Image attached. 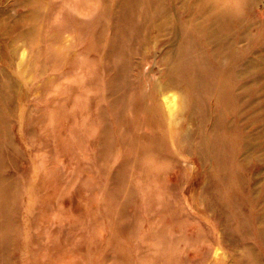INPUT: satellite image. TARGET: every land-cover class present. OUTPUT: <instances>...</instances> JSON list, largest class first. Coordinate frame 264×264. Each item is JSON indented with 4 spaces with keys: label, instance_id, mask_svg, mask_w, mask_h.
<instances>
[{
    "label": "rangeland",
    "instance_id": "374dc122",
    "mask_svg": "<svg viewBox=\"0 0 264 264\" xmlns=\"http://www.w3.org/2000/svg\"><path fill=\"white\" fill-rule=\"evenodd\" d=\"M77 1L0 0V79L9 80L13 88L0 131V184L7 185L5 194L10 197L0 264H238L247 261L251 246L264 258V238L257 237L261 225L252 219L263 213L259 207L264 202V0H161L173 22L192 25L214 22L223 12L221 6L230 10L234 47L228 56H219L222 67L217 75L231 72V85L224 92L240 116L227 113L226 121L237 119V135L253 139L256 155L231 156L227 181L215 183L221 198H216L209 176L214 164L203 162L193 147L199 140L193 122L172 133L183 136L182 146L189 152H175L165 129L164 137L155 142V154H138L135 160L141 168H128L132 160L121 159L117 147L100 154L106 144L100 140L97 117L82 113L86 104L77 65L83 58L91 61L85 47L96 42L99 77L107 73L102 62H111L107 49L117 5L116 0ZM96 31L97 37L92 36ZM215 42L201 41L200 46L209 53ZM171 50L164 36L152 29L147 32L140 51L131 56L136 91L141 86L148 92L164 74L172 64ZM253 57L259 68L257 86L250 84L249 75L234 78L231 66ZM70 58L75 63L67 67ZM218 61L214 65H220ZM175 89L190 98L185 94L188 87ZM218 89L216 85L207 115L216 114L222 94ZM98 94L95 100L113 133L111 97L104 89ZM143 114L136 120H145ZM110 140L116 142L113 135ZM255 198L261 200L255 203ZM223 202L231 214L228 231L216 215ZM160 220L166 224L163 235ZM177 237L179 242L168 243Z\"/></svg>",
    "mask_w": 264,
    "mask_h": 264
},
{
    "label": "bare ground",
    "instance_id": "6f19581e",
    "mask_svg": "<svg viewBox=\"0 0 264 264\" xmlns=\"http://www.w3.org/2000/svg\"><path fill=\"white\" fill-rule=\"evenodd\" d=\"M234 1L240 2V0ZM76 3L80 4L79 0ZM116 5L117 10L113 14L114 21L111 42L107 49V54L111 62H102V67L107 73H104V77H99L100 72L98 66L100 62L97 60L98 49L96 42H94L95 45L85 47V51L89 52L88 56L92 57L91 61L83 58L77 65L81 69V80L78 87H81V97L84 98L86 104L82 109V113L83 115L88 113L93 118L97 117L98 123H100V140L106 144L100 154L103 155L105 150L110 148V146L117 147V154L121 159L132 160L128 163V168L131 170L141 168V163L135 160L138 154L142 156L152 153L155 154L157 151L155 142L163 136L161 135L162 133L165 134V129L166 136H169L171 144L175 147V152H189V148L182 146L183 136L174 137L172 133L176 129H183L185 123L193 122L195 129L193 131L194 133H192H196L199 136L197 144L193 147L203 162H212L214 164L215 167L209 171V176L214 182L212 185L214 193L217 196L216 198H221L223 193L217 190L215 183L221 179L227 181V168L229 164H233L231 156H235L238 153L243 155L242 157L245 159H250L256 155L253 139L248 135H237L238 130L236 127L238 126L235 124L237 119L226 121L227 113H233L234 115V112H236L240 116V112L236 111L228 103L226 99L227 95L224 92L231 85V78H229V76H232L231 72L225 71L221 78L217 75V72L222 67L218 61L219 56H228L231 47H234L233 40L235 38L231 37L232 33L230 31L232 28L229 23L231 18L230 10L221 6L220 9L223 12L215 16L214 22H211L209 25H192L190 22L186 23L181 21L182 23H180L179 20L173 22L170 18V9L162 5L161 0H116ZM91 8H94L93 5H91ZM156 20L158 23H156ZM60 27L68 28L65 25H61ZM151 29L156 36L162 35L171 43L173 50H171V54H173L172 64L166 66L164 74L157 78L155 82H152L148 92L141 86H138L136 91L130 73V68L133 65L131 56L140 51V43L145 40L147 32L151 31ZM55 34L57 35L58 32H55ZM97 34L96 31L92 36L97 37ZM214 40L216 42L213 44H215L216 48L212 52L207 53L200 46L202 45L201 41L211 43ZM80 46V43H76L75 45L77 49ZM217 61L220 65H214V62ZM74 63V59L70 58L67 62V67H72ZM257 65L258 61L254 57L252 59L244 58V60L235 63L232 62L231 66L234 70V78L238 79L249 75V78H252L250 84L257 86V82L259 81L257 75L259 68ZM227 70H229L228 67ZM243 84L245 83L243 82ZM216 85L219 87L218 90L222 92L221 97L218 99V103L222 104V110L218 109L217 103L215 107L216 114L210 116L207 115L209 99L212 97ZM11 86L12 84L9 80L3 82L0 79V131H4L2 124L10 111L9 106L11 105L13 89ZM182 86L189 88L187 90L188 93H185L190 97L189 99L187 97L185 98V95H181L175 89L178 87L182 88ZM103 89L106 95L111 97V115L115 125V131L113 133L108 129L106 115L99 108L95 100L99 96L98 91L100 92ZM237 96L234 97L239 100L240 96ZM154 102H157V107L152 106ZM118 103L120 105L117 108ZM231 108L234 111L229 112V110H232ZM128 110L131 113L125 116V112ZM143 113L146 115L145 120L140 122L138 118H143ZM86 119L88 118L86 117ZM132 120L135 121L132 123ZM205 123L209 125L206 127ZM112 135L116 138L114 144L110 140ZM2 144L4 143L2 142ZM242 163L243 161L239 160L236 164L241 167ZM149 165L154 166V164ZM1 166L2 162L0 161ZM123 167H125L124 164ZM239 167L236 169L239 170ZM147 168L148 165L145 164L144 169L146 170ZM218 172L224 176H217L216 174ZM6 190L7 185L2 182L0 184V243L2 239L8 237L10 197L5 194ZM256 199H253V202L258 203L261 200ZM262 199H264V196ZM208 206L212 208V202H209ZM259 209L263 213H256V215L252 216V219L261 225L257 237L262 240L264 238V226L262 225L264 223V202ZM166 212V209H164L160 212V215L164 216ZM216 215L223 221L224 228L227 231L230 230L231 214L227 211V205L224 202L222 203V210L216 212ZM235 215L236 213L233 214V216ZM160 224L161 226L163 225V228L159 227L162 232L161 235H163L167 231L166 224L164 222ZM174 225H171V227ZM158 236H160V233ZM178 239L177 237L168 243L173 244L181 240L178 241ZM185 240L183 241L184 245H190L188 240H186L188 243L186 245ZM214 253L218 254V247ZM246 255L247 261H242L238 264H264L263 254L257 252L255 247H249Z\"/></svg>",
    "mask_w": 264,
    "mask_h": 264
}]
</instances>
